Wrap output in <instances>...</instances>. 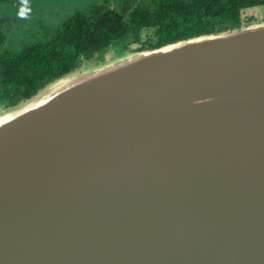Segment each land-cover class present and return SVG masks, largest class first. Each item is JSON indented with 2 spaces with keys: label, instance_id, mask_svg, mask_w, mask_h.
<instances>
[{
  "label": "water",
  "instance_id": "water-1",
  "mask_svg": "<svg viewBox=\"0 0 264 264\" xmlns=\"http://www.w3.org/2000/svg\"><path fill=\"white\" fill-rule=\"evenodd\" d=\"M22 102L0 108V264H264V21Z\"/></svg>",
  "mask_w": 264,
  "mask_h": 264
},
{
  "label": "trees",
  "instance_id": "trees-1",
  "mask_svg": "<svg viewBox=\"0 0 264 264\" xmlns=\"http://www.w3.org/2000/svg\"><path fill=\"white\" fill-rule=\"evenodd\" d=\"M259 5L264 0H149L127 10L98 2L81 8L47 39L0 53V106L8 109L31 98L85 63L104 62L109 47L126 51L138 45L143 50L149 42L148 48H157L239 27L243 11ZM151 26L157 27L156 33L142 41L143 28ZM3 40L0 35V44Z\"/></svg>",
  "mask_w": 264,
  "mask_h": 264
},
{
  "label": "rangeland",
  "instance_id": "rangeland-1",
  "mask_svg": "<svg viewBox=\"0 0 264 264\" xmlns=\"http://www.w3.org/2000/svg\"><path fill=\"white\" fill-rule=\"evenodd\" d=\"M95 1L103 2L102 0H27L25 4L23 0H0V31L5 35L0 53L7 50L20 51L29 44L47 39L68 15L92 5ZM137 1L140 2V0H108V2H104L117 10L122 8L127 10L132 8L130 6L133 4L140 5ZM22 10L25 13L23 16L20 14ZM243 18L244 22L264 21V5L246 8ZM151 31L153 34V30L144 33L148 34ZM136 47L133 45L126 51L109 47L105 51V61L101 63L113 61L125 53L137 51L134 49ZM91 66H95V64L85 63L78 70H87ZM25 104L27 102H22L17 107L8 110L2 106L0 108L3 112H7L20 109Z\"/></svg>",
  "mask_w": 264,
  "mask_h": 264
},
{
  "label": "flooded vegetation",
  "instance_id": "flooded-vegetation-1",
  "mask_svg": "<svg viewBox=\"0 0 264 264\" xmlns=\"http://www.w3.org/2000/svg\"><path fill=\"white\" fill-rule=\"evenodd\" d=\"M103 1V3H105L104 1H106V2H108V0H102ZM144 1H149V0H140V2H142V3H144ZM101 2V1H100ZM112 2V1H111ZM139 4H142V3H140L139 1H137ZM95 3H98V1H95ZM95 3H93L92 5H94ZM106 4V3H105ZM135 4H133L132 6H134ZM91 6V5H90ZM89 7V6H88ZM244 12V11H243ZM3 18H4V16H2ZM251 23V21L250 22H244L242 25H248V24H250ZM240 27V26H239ZM235 28V27H234ZM227 29H233V28H227ZM149 30H153V34H152V31L151 32H149L148 34H145L144 32L145 31H149ZM156 31H157V27H154V26H151V27H144L143 28V30H142V36H143V38L144 39H142V41H144V42H148V37L149 36H154V34L156 33ZM0 35H3L4 36V40H5V35L2 33V31H0ZM4 40H3V42L0 44V51L2 50V45H3V43H4ZM133 46V45H132ZM137 47H138V45H136ZM147 46V48H145V49H152V48H148L149 47V42H148V44L146 45ZM137 47L136 48H134L135 50H137ZM145 49H143V50H145Z\"/></svg>",
  "mask_w": 264,
  "mask_h": 264
},
{
  "label": "bare ground",
  "instance_id": "bare-ground-1",
  "mask_svg": "<svg viewBox=\"0 0 264 264\" xmlns=\"http://www.w3.org/2000/svg\"><path fill=\"white\" fill-rule=\"evenodd\" d=\"M14 114H12V113H7V114H5V115H2V116H0V121H3V120H5V119H7V118H10V117H12Z\"/></svg>",
  "mask_w": 264,
  "mask_h": 264
},
{
  "label": "clouds",
  "instance_id": "clouds-1",
  "mask_svg": "<svg viewBox=\"0 0 264 264\" xmlns=\"http://www.w3.org/2000/svg\"><path fill=\"white\" fill-rule=\"evenodd\" d=\"M23 2L26 4V3H27V0H23ZM20 14H21V16H23L25 13H24V11L22 10Z\"/></svg>",
  "mask_w": 264,
  "mask_h": 264
}]
</instances>
